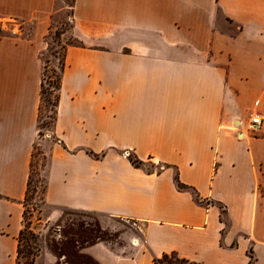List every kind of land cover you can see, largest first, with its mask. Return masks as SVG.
Returning <instances> with one entry per match:
<instances>
[{
  "label": "crops",
  "instance_id": "obj_1",
  "mask_svg": "<svg viewBox=\"0 0 264 264\" xmlns=\"http://www.w3.org/2000/svg\"><path fill=\"white\" fill-rule=\"evenodd\" d=\"M62 9L0 0V24L18 25L0 31V264H17L37 144L44 225L73 211L129 231L35 264H264V125L247 130L251 114L264 118V0H75L80 44L65 51L39 138L43 55Z\"/></svg>",
  "mask_w": 264,
  "mask_h": 264
},
{
  "label": "rangeland",
  "instance_id": "obj_2",
  "mask_svg": "<svg viewBox=\"0 0 264 264\" xmlns=\"http://www.w3.org/2000/svg\"><path fill=\"white\" fill-rule=\"evenodd\" d=\"M63 9L53 17L51 31L47 36V48L43 55L45 61V94L41 102L39 117V138L44 137L53 125L54 104L57 96V80L60 75V60L68 46L78 45L80 41L72 34V2L73 0H61ZM32 25L24 26V31H30ZM248 132L254 133L247 127ZM132 155V154H131ZM47 154L37 144L35 145L32 168L31 187L29 191L26 220L35 234L31 239L26 231L24 243L25 252L28 248L32 251L21 259L20 264L30 263L43 251L55 253L60 250L73 248L74 243L84 245L97 240H106L120 245L122 233L128 232L129 226L119 220L102 219L96 215L82 212L66 211L56 224L44 225L42 212L44 211V193L46 187ZM149 169H156L149 166ZM173 264L178 262L173 258Z\"/></svg>",
  "mask_w": 264,
  "mask_h": 264
},
{
  "label": "trees",
  "instance_id": "obj_3",
  "mask_svg": "<svg viewBox=\"0 0 264 264\" xmlns=\"http://www.w3.org/2000/svg\"><path fill=\"white\" fill-rule=\"evenodd\" d=\"M74 2H75V0H73V2H72V9H73V6H74ZM64 68H65V52H64V55H63L62 59L60 60V75H59V78L57 80V85H56V90H57L58 93H57L56 100H55V104H54V107H55V109H54V115L51 118L53 122H54V119H55V112H56V109H57V106H58V103H59V96H60V89H61V73L63 72ZM44 77H45V70H44V74H43L42 91H41V102H42L43 95L45 94V90H44L45 89L44 88L45 87ZM40 113H41V105H40V108H39V117H40ZM39 125H40V122H39ZM129 158H130L131 162L133 163V165L139 166L141 164V162H139V160L137 158L132 157V155H130ZM164 167L165 166H160V169H163ZM176 182H177V185H178L179 189L186 188V186H184L180 182L178 176L176 177ZM30 187H31V175H30V179H29L27 196H26V200H25L26 209H25V212H24V228L21 231V234H20V237H19V247H18L17 264H20L21 263V259L24 258V257H26L25 256L26 253L29 254V255L32 254V251L30 250V248H28L27 251L25 252V246H24V243L28 241L24 237L25 234H26V231L29 232V235L31 236V239L34 238V235H35L32 232L31 226L29 224H27V220H26L27 207L29 205L28 198H29ZM197 200L200 201V198L198 196H197ZM173 258L178 262V264H195V263L190 262L188 260L180 259L177 256H175L174 254L164 255L161 259L156 260V262L158 264H173L170 261ZM251 263H252V259H251ZM27 264H34V259H32L31 262L30 263H27Z\"/></svg>",
  "mask_w": 264,
  "mask_h": 264
},
{
  "label": "built area",
  "instance_id": "obj_4",
  "mask_svg": "<svg viewBox=\"0 0 264 264\" xmlns=\"http://www.w3.org/2000/svg\"><path fill=\"white\" fill-rule=\"evenodd\" d=\"M5 24H0V31H2L4 28H9L7 27L8 25L12 26V29H18L17 22L13 20H8L4 22ZM13 31V30H12ZM264 125V118L262 117L261 114H251L250 115V120H249V129L253 130L254 132L259 131ZM127 156H130V152L126 153Z\"/></svg>",
  "mask_w": 264,
  "mask_h": 264
}]
</instances>
